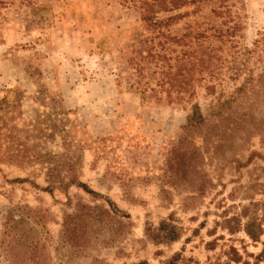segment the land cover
<instances>
[{
  "label": "rangeland",
  "instance_id": "1",
  "mask_svg": "<svg viewBox=\"0 0 264 264\" xmlns=\"http://www.w3.org/2000/svg\"><path fill=\"white\" fill-rule=\"evenodd\" d=\"M145 1L0 0V264H264V46L237 91L225 8L155 38ZM223 1L252 49L264 0Z\"/></svg>",
  "mask_w": 264,
  "mask_h": 264
},
{
  "label": "trees",
  "instance_id": "2",
  "mask_svg": "<svg viewBox=\"0 0 264 264\" xmlns=\"http://www.w3.org/2000/svg\"><path fill=\"white\" fill-rule=\"evenodd\" d=\"M207 2L208 5L215 6L213 9L215 12V16L222 17V11L216 10L217 8H225V12L223 13L225 16V19L227 20L224 22V25L226 26L225 29H222V27L215 28L212 34L208 36L209 38L212 37L213 39H217L223 43H226L228 45V53L225 55V63L228 65V69L233 73L232 80H236L240 78L242 75H245L246 78L244 79L246 82L243 84L240 88L237 89V91L244 92L246 84H249L253 81L252 79V65L254 66V63L252 64V60L255 57V55L260 51V48H263L264 46V35H261L262 37L258 40H255L252 44V49L245 48L244 50L240 51L237 47V45H234L233 38L237 34L238 31H242V27L238 23H234L233 17H231L230 12L228 8L224 5L225 1L223 0H172L170 2L171 4V10L177 11L184 7H187L189 5H192L195 7V10L193 13L198 12V8L200 4H204ZM214 2V3H213ZM164 4V2H163ZM161 5L160 0H152L150 2H141L140 7L143 9V21L146 25V30L150 34H155V38L159 36H164L163 32L161 31L162 27H170L171 23H173L175 20H178L182 17H184L186 14H177L174 16H170L168 18H162L158 17V12H156V8ZM171 22V23H170ZM222 25V24H221ZM190 36L187 34V39ZM194 41H199L200 39L206 38L204 33H196L193 37ZM153 39H151L152 41ZM174 40V43L178 44L181 41V38H172ZM189 47V46H188ZM190 48V47H189ZM221 48V47H220ZM184 55H187L188 52H184ZM229 56V59L227 57ZM252 64V65H250ZM182 75V74H178ZM264 79V71L263 74L260 76ZM212 89L211 87L209 90ZM250 90H253V87L249 88ZM230 101L228 100L224 104H222V108L224 105H228ZM238 106H235L237 108ZM244 116V115H243ZM205 122V119L197 105H193L190 114H188L186 118V124L184 126V130L186 132L201 127ZM250 227L246 229V234L250 236V238L254 239L255 236L252 234L251 230H249ZM159 232L164 233V236H160L163 240H169L174 241L177 238L175 228L169 224L163 223L159 227Z\"/></svg>",
  "mask_w": 264,
  "mask_h": 264
}]
</instances>
